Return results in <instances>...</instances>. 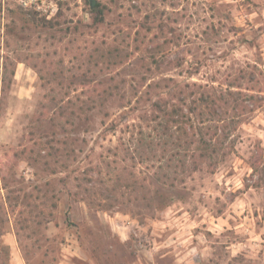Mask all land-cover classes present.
I'll list each match as a JSON object with an SVG mask.
<instances>
[{
    "label": "rangeland",
    "instance_id": "rangeland-1",
    "mask_svg": "<svg viewBox=\"0 0 264 264\" xmlns=\"http://www.w3.org/2000/svg\"><path fill=\"white\" fill-rule=\"evenodd\" d=\"M19 1L0 0V264H264V0ZM173 90L221 101L225 156L155 172L118 148ZM100 171L120 186L87 194Z\"/></svg>",
    "mask_w": 264,
    "mask_h": 264
},
{
    "label": "trees",
    "instance_id": "trees-1",
    "mask_svg": "<svg viewBox=\"0 0 264 264\" xmlns=\"http://www.w3.org/2000/svg\"><path fill=\"white\" fill-rule=\"evenodd\" d=\"M98 7L99 5L93 11L96 12L97 21L100 22L103 20V16L102 10ZM105 94L109 95L112 92L105 91ZM189 98H191L190 95L185 94V92L173 90L171 99L165 97L149 99L152 100V115L148 119L147 127L142 123L138 126L132 124L135 128L132 131V138L129 140L122 139L118 148L129 154L132 159L139 158L141 162H151L148 167L156 168L155 172L157 169H164V164L169 168L179 166L184 168L189 155L193 158L198 155L204 161L218 160L225 156L227 154L225 140L230 137V131L226 127L220 130V127L208 125L209 121L216 120V118L224 120L226 112L221 101H218L216 96L210 92H202L197 97L190 100ZM119 124V122L114 121L109 127L110 130L115 131ZM128 127L130 128L129 125ZM137 127L140 129L136 136ZM188 129L192 132H188ZM190 138L191 140H189ZM193 144H196V147L193 148ZM40 145L44 148L47 143L44 145V142L41 141ZM156 146L160 147L161 150L158 151ZM74 153L75 151L71 150L67 156H75ZM38 159V157H34L35 161H39ZM176 161L179 163L174 164ZM92 168L91 172L94 171ZM253 168L255 172L258 170L257 167ZM155 175L163 184L175 185L174 181L168 183L164 178V176L169 177L170 174L163 171V173L157 172ZM109 177L100 171L97 180L86 179L90 182L91 187H87L85 192L91 195L92 192L96 193L95 190L98 186L100 191L107 189L111 191L120 186L119 178L113 180L111 176ZM129 186L132 187L133 185L130 184ZM81 200L89 201L86 195Z\"/></svg>",
    "mask_w": 264,
    "mask_h": 264
},
{
    "label": "built area",
    "instance_id": "built-area-1",
    "mask_svg": "<svg viewBox=\"0 0 264 264\" xmlns=\"http://www.w3.org/2000/svg\"><path fill=\"white\" fill-rule=\"evenodd\" d=\"M19 2L24 6L32 7L37 10H44L45 12H48L51 9V5L46 8L47 0H20Z\"/></svg>",
    "mask_w": 264,
    "mask_h": 264
},
{
    "label": "water",
    "instance_id": "water-1",
    "mask_svg": "<svg viewBox=\"0 0 264 264\" xmlns=\"http://www.w3.org/2000/svg\"><path fill=\"white\" fill-rule=\"evenodd\" d=\"M95 3H96V1H95V0H91V4H92V6H94V5H95Z\"/></svg>",
    "mask_w": 264,
    "mask_h": 264
}]
</instances>
